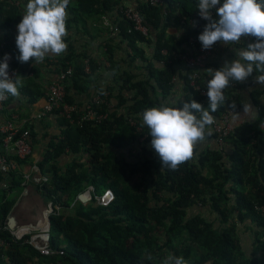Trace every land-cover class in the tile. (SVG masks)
I'll return each mask as SVG.
<instances>
[{
	"label": "trees",
	"instance_id": "trees-1",
	"mask_svg": "<svg viewBox=\"0 0 264 264\" xmlns=\"http://www.w3.org/2000/svg\"><path fill=\"white\" fill-rule=\"evenodd\" d=\"M14 1L0 0V35L15 57L19 54L14 40L21 14ZM22 1L26 0H19L24 6ZM136 3L152 40L134 30L119 12V7L130 5L129 0H70L68 36L74 29L95 38L102 31L97 29L102 26L101 18L111 22L100 48L107 68L116 76L112 84L85 100L98 94L110 106L102 103L97 107L98 112L106 113L97 122L79 120L81 107L71 113V122L59 110H52L49 114L60 127L57 134L47 137L38 160L12 156L15 168L0 172V264H28L34 257L53 264H163V255L168 253L184 257L186 264H264V105L256 99L264 88L249 92L255 118L235 125L221 148L196 145L193 158L176 170L162 166L149 145L151 137L140 114L146 107L171 104L166 99L176 80L182 93L177 106L194 99L207 108V96L189 85L192 70L174 57L175 53L194 52L195 44L188 40H198L205 24L196 16L198 0H162L157 6ZM171 25L179 29L176 36L166 32ZM111 28H115L113 34ZM68 36L67 52L53 63L54 71L71 66L63 82L64 101L80 106L68 89L84 91L96 64L83 52L75 53ZM119 45L128 60L120 69L112 53ZM14 65L23 80L18 101L28 109L44 97L45 90L35 81L33 61L21 63L14 58L9 66ZM207 67L196 69V81L205 88L210 78ZM209 67L219 68L215 63ZM247 83L237 82L225 90L226 101L212 113L215 118L232 109V102L236 108L240 106L235 90ZM15 99L9 95L0 114L8 117V106ZM33 122L39 120L22 126L28 130L30 145L36 133ZM214 137L212 132L205 139ZM33 163L46 177L34 184L36 189L59 206L57 213L48 215V241L50 247L62 250L60 255H40L26 242L28 235L15 239L3 228L13 204L10 193L19 189L22 175ZM88 185L95 194L110 189L111 201L102 206L92 198L86 203L78 200L77 195ZM198 206L213 216L187 214ZM239 228L248 233L247 252Z\"/></svg>",
	"mask_w": 264,
	"mask_h": 264
},
{
	"label": "clouds",
	"instance_id": "clouds-1",
	"mask_svg": "<svg viewBox=\"0 0 264 264\" xmlns=\"http://www.w3.org/2000/svg\"><path fill=\"white\" fill-rule=\"evenodd\" d=\"M70 0H26L24 12L16 25L15 44L21 63H42L49 55L60 56L67 51V22ZM199 16L206 20L203 31L198 35L202 49L208 50L221 42L225 45L240 44L241 39L251 37L238 57L225 61L216 70L209 69L206 81L208 106L196 100L185 101L177 106L159 104L146 107L140 116L142 126L151 137L150 144L158 155L162 166L176 170L191 160L195 146L212 134L211 126L217 121L212 113L226 101L225 90L233 82H243L255 72L258 84L264 85V0H198ZM8 54L0 60V100L9 95L19 96L23 87L20 75L10 76ZM236 108V103L230 105ZM252 110L249 103L243 104V112ZM241 118L240 113L231 112L233 121ZM164 264H186L184 257H171Z\"/></svg>",
	"mask_w": 264,
	"mask_h": 264
},
{
	"label": "built area",
	"instance_id": "built-area-1",
	"mask_svg": "<svg viewBox=\"0 0 264 264\" xmlns=\"http://www.w3.org/2000/svg\"><path fill=\"white\" fill-rule=\"evenodd\" d=\"M138 1L157 6L162 3V0H133L132 4L126 5L124 7H119V12L121 13L122 17L131 22L132 28L134 30H137L144 37L152 40V35L148 33L147 27L143 24L142 16L136 6V2ZM14 5L19 7L20 14L22 16L24 12V6H21L19 4V0H15ZM196 16L199 20L203 21L204 24L207 23L206 20L202 19L199 16L198 12L196 13ZM114 31L115 28H111L110 33L113 34ZM252 41L253 38L251 37H242V44L245 46H247V44ZM188 42L189 44H195L194 52L188 53L185 51L182 53H175L174 57L179 58L187 68L192 70L191 78L189 80V85L191 86V88L198 91L199 94L206 96V88L201 87L196 81L198 79L196 69L203 68L205 66L208 58L212 55V49H202L201 43H199L198 40L194 37H190ZM5 54H8L10 57V59L8 60V64H10L14 58L17 62H19L17 59L19 54L15 55L14 57L11 46L9 44L6 46L4 40L2 39V36L0 35V55L2 57V60ZM84 63V71L88 72V66L85 61ZM8 72L10 76L14 77L15 75H17V66H9ZM70 73L71 66L67 65L65 66V68L55 74L54 79L47 85L45 95L44 97H42V103L29 117L22 118L19 117L18 114L13 115L11 113L8 118L0 121V172L6 173L9 170L15 168V162L12 159V156H16L18 158L31 156L32 147L27 138L28 130L22 128V126L29 120H42L49 113H51L52 110L57 109L59 110V114L61 116L71 122V113L75 112L80 107L82 108V114L79 120L89 119L97 122L106 116L105 112L97 111V107L100 104L106 103L104 98L98 94H93L89 98V100L85 101L83 105L80 106L75 103L68 104L64 101L63 82L66 77L70 75ZM235 83L237 82H233L230 86H235ZM3 101L4 100H0V109L3 108ZM106 104L110 106V104ZM236 110L237 108L226 110L220 115L219 118H216L217 122L211 126L212 132L215 134L214 143L216 147L221 148L224 138L235 126L229 120V115L231 114V112ZM22 177L23 179L19 184L22 189L25 188V184L27 181H29V179H32L34 184L46 180V177L40 174L37 166L34 163L30 166L29 171L27 173H24ZM4 186L5 183L2 184V187ZM78 195L84 196L87 200H90L92 198L94 204L102 206L107 205L113 197L112 192L108 188L105 189L101 194H95L91 185L86 186L84 190ZM58 210L59 206L57 204L51 203V201L48 200L46 217H48L50 213H57ZM7 220L4 223L3 228L7 229L9 234L15 239H18L23 235H28L26 242L30 244L40 255L47 256L62 254L61 249L52 248L49 245V224H47V222L44 229L40 230L35 228L30 230L26 228L9 227Z\"/></svg>",
	"mask_w": 264,
	"mask_h": 264
},
{
	"label": "crops",
	"instance_id": "crops-1",
	"mask_svg": "<svg viewBox=\"0 0 264 264\" xmlns=\"http://www.w3.org/2000/svg\"><path fill=\"white\" fill-rule=\"evenodd\" d=\"M129 1L130 4H132L133 0ZM22 3L25 6L26 3L23 1ZM101 20L102 26H98L97 29L101 28L102 31H100V34L95 38L88 37L87 34L77 32V30L74 29L70 30L68 36V41H70V43L72 44L74 52H83L84 54L92 58V60L96 64V68L93 70L90 78H88V86L84 91L76 92L71 88L68 89L69 93L72 95V99L75 101H79L82 104L94 91H96L97 89L106 88L109 84H112V77L116 76L115 72H111L110 69L107 68L109 65L107 61L104 60L102 56V48H100V43L103 40V37L106 36V31L111 26V22H109V18L107 17H102ZM166 32L176 36L179 32V29L171 25L166 28ZM245 47L246 46L242 44V39L240 44L225 45L221 42L215 43L211 48L212 55L208 58L206 62V65H208L207 69L215 70V67H209V64L211 63H215L216 66L220 68L225 61H231L236 58H239V50ZM112 53L113 60L114 62H116L115 64L119 65V69L120 65L124 67L128 60L124 55L125 50L123 46L119 45L117 47H114ZM64 54L60 56L49 55L45 58L42 63H36L35 61H33V64L37 68L35 81L39 86H41V88L45 90V92L47 85L54 79L55 76V67L53 63L56 61L57 58L64 56ZM134 64H131V67L134 66ZM261 74L262 73H256L255 75L250 76L247 79V85L239 87L235 90V93L240 100V106L235 112L240 113L241 118L239 120L233 121L231 119L230 114L229 120L232 122L233 125H238L244 121H251L255 118L256 107L253 104L249 92L262 90V88H264V85L258 84L255 81V77ZM180 84L181 83L179 80L175 81V85L172 89V92L166 99L168 102H172L174 100L177 101L181 99L182 93ZM19 98L20 97L18 96L17 99L11 102V104L8 106L9 112L6 113H9V115L11 113L13 115L18 114V116L22 118L29 117L33 112L36 111V109L42 103V98H39L37 101H35V103H32L27 109L25 107L26 104L24 105L22 100L18 101ZM256 99L260 105H264V91L259 94ZM244 103H249L251 105L252 110L250 112H243ZM53 116L54 115L48 114L44 119L39 120V122H33L35 125L34 128L36 132L34 136L35 139L31 145V158L33 161L38 160L41 153V149L47 141V137L58 133V129L60 126H58L57 124L58 122L56 120V117ZM8 117H6L5 114H0V121ZM197 145L201 147H210V145L216 146L214 140L211 139H205L204 141L199 142ZM10 194L13 199V204L11 206L7 218L11 219L12 227L26 228L30 230L35 228L41 230L46 227V209L48 199L39 193L32 179H29V181L26 182L25 188L22 189L21 187H19L18 190L12 191ZM40 260L41 258L38 259L34 257L32 261L28 264H53L46 263Z\"/></svg>",
	"mask_w": 264,
	"mask_h": 264
},
{
	"label": "rangeland",
	"instance_id": "rangeland-1",
	"mask_svg": "<svg viewBox=\"0 0 264 264\" xmlns=\"http://www.w3.org/2000/svg\"><path fill=\"white\" fill-rule=\"evenodd\" d=\"M0 192H1V190H0ZM87 201L88 200L84 201V203H86ZM190 213L191 214L200 213V214H202V215H204L206 217H212L213 216L212 213H210V212L207 213V211L205 212V208L204 207H199V206L198 207H193V208L189 209L187 211V214L189 215ZM237 232H238L239 236L241 237V242H242V244H243V246H244V248L246 249V252H247V250L249 249V240L247 238V234L248 233L246 231H244L243 228H239L237 230ZM163 257H164V262H165L169 258L174 257V255L171 254V253H168V254H164Z\"/></svg>",
	"mask_w": 264,
	"mask_h": 264
},
{
	"label": "water",
	"instance_id": "water-1",
	"mask_svg": "<svg viewBox=\"0 0 264 264\" xmlns=\"http://www.w3.org/2000/svg\"><path fill=\"white\" fill-rule=\"evenodd\" d=\"M77 199L80 200L81 202H84L87 200L84 196H81V195H77ZM7 222H8L9 227H12V223H11L10 218H8ZM46 222H47V224H49L48 217H46Z\"/></svg>",
	"mask_w": 264,
	"mask_h": 264
}]
</instances>
